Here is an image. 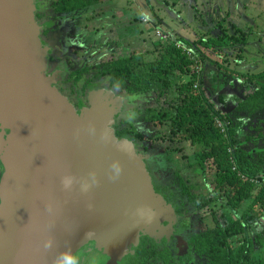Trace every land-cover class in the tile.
<instances>
[{"label":"water","instance_id":"95a60500","mask_svg":"<svg viewBox=\"0 0 264 264\" xmlns=\"http://www.w3.org/2000/svg\"><path fill=\"white\" fill-rule=\"evenodd\" d=\"M33 12L0 0V264L118 260L164 201L134 144L114 136L112 108L77 114L51 86Z\"/></svg>","mask_w":264,"mask_h":264},{"label":"trees","instance_id":"16d2710c","mask_svg":"<svg viewBox=\"0 0 264 264\" xmlns=\"http://www.w3.org/2000/svg\"><path fill=\"white\" fill-rule=\"evenodd\" d=\"M57 1L55 11L61 14L98 3V0ZM179 1L172 0L174 5ZM223 21L216 24L221 30L218 37L201 36L189 42L175 35L172 42L160 48L155 60L145 62L136 53L111 58L103 65L102 75L127 91L150 94L157 100L174 90V97L168 102L173 117L149 108L144 111V123L158 129L166 126L178 143L196 147L194 161L209 190L208 199L199 197L202 206L220 201L238 215L224 220L222 214L224 222L215 220L216 228L200 238L202 246L196 249L210 258L212 264H264V229L260 228L264 185L254 184L264 178V147L256 145L264 142V71L240 74L212 58L217 56L228 64L226 52L239 56L248 43V34L235 27L232 34L228 33L221 25ZM187 51L194 59L186 55ZM210 71L224 75L222 83L231 91L207 98L204 89L210 83L207 79ZM216 120L222 123L224 132L217 127ZM252 120H256V126L247 127ZM121 135L133 142L143 138L133 127L121 129L116 136Z\"/></svg>","mask_w":264,"mask_h":264},{"label":"rangeland","instance_id":"374dc122","mask_svg":"<svg viewBox=\"0 0 264 264\" xmlns=\"http://www.w3.org/2000/svg\"><path fill=\"white\" fill-rule=\"evenodd\" d=\"M185 2L188 9L181 8L179 4L174 5L172 0H101L99 5L84 10L87 12L77 23L78 30L86 29L88 35L87 38L83 36L81 41L76 40L88 51L82 57L76 56L75 58L73 54L65 56L67 57L65 70L95 65L110 56L112 59H117L134 53L141 54L145 62H151L159 56L161 47H165L174 40L175 32L183 34L189 42H195L201 36L218 37L221 35V30L216 27V24L224 20L221 25L227 29L228 33H233L232 27L241 29L248 34V43L244 47L245 52L239 56L234 52H226L228 64L222 62L217 56H212V58L239 73L259 74L264 71V0H186ZM144 17L148 20V24L142 23L141 19ZM155 30L163 32L169 40L158 41ZM95 37L97 38L96 47H91ZM66 41L69 42L68 39ZM214 76L215 81H213ZM207 77L210 82L204 89L207 98L216 97L218 93L228 92L231 89L222 83L225 80L224 75L210 71ZM106 88L105 86L91 93L88 92L84 101L82 100L86 104H81V107L85 110L90 109L91 104L99 102L102 104L107 99L106 96L112 99L120 98L118 94L121 95L122 88ZM134 96L133 107L125 111L124 118L145 138L144 142L134 145L140 159L142 161L153 159V163L160 166L161 170L155 172L160 181H165L174 172L182 170L184 180L193 193L206 195L208 185L203 182L200 169L190 167L194 163L197 148L188 143H178L168 133L166 126L159 129L151 128L143 122L144 110L147 108L159 109L169 118L173 117V110L169 108L168 102L174 97V90L164 98L165 103L149 94L136 93ZM228 103H233V101L228 100ZM254 126H256V120L247 122V127L253 128ZM256 145L264 147V142H256ZM160 163L162 165L165 163V166H161ZM219 204V202L215 203L214 208L220 223L224 222L220 218L221 212L226 214L227 220L238 216L228 208L217 210ZM166 209L169 212L173 210L167 206ZM207 213L206 208L199 212L201 220L192 226L194 230L205 231L213 227L210 218L204 216ZM161 218L162 214L155 212L151 220L143 223L139 233L155 231ZM260 222L264 226V217ZM134 242L132 238L126 244L123 253Z\"/></svg>","mask_w":264,"mask_h":264},{"label":"flooded vegetation","instance_id":"af4514ba","mask_svg":"<svg viewBox=\"0 0 264 264\" xmlns=\"http://www.w3.org/2000/svg\"><path fill=\"white\" fill-rule=\"evenodd\" d=\"M100 1L98 0L95 6L99 5ZM57 5V0H31V6L34 8V21L39 28L38 38L41 46L46 49L45 76L52 80L51 86L66 98L77 114L84 110L81 104H86L82 100L88 92L91 93L95 89L99 90L105 88V86L107 88H122V91L118 90L121 93V95L118 94L120 96L119 99H112V97L108 98L109 96H106L107 99L103 102L113 109L112 129L114 136L117 139L125 138L134 145L144 142L145 138L143 136L141 141L139 140L137 142H133L125 135L116 136L121 129L133 127L125 120L124 114L129 107H133L132 99L133 97L135 99V93L127 91L124 87H119L108 76L102 75L103 65L112 56L95 65L84 66L69 71L65 70L67 64V57L65 56L73 54L75 58L76 56L82 57L88 51L77 41H81L83 36L87 38L88 35L86 29L82 31H79L80 29L78 30L77 23L87 12L84 10L89 8L61 14L55 11ZM70 20L73 21L70 22ZM93 41L91 47H96L95 42L97 38L95 37ZM160 101L163 102L164 100L161 99ZM136 132L140 134L137 130ZM8 134V130H0V136L3 141L6 140ZM1 157L2 154L0 153V179L4 171ZM166 159L168 160V156H166ZM143 163L145 165V171L150 177L153 192L161 197L165 204L163 208V210L165 209L164 215L155 231L149 234L140 232L138 240L134 244H130L118 260L114 255L109 256L110 254L93 251L86 258L83 257V264H212L210 258L196 249L202 246V240L200 238L205 234L212 233L216 228L215 220H219L214 208L215 202L202 206V202L200 201V196L209 198V190H207L206 195L193 193L191 187L184 180L182 170L174 172L167 180L160 181L155 175L156 171L161 170L160 166L153 163V159H145ZM160 165L164 167L165 163L163 165L160 163ZM191 166L192 168H199L195 164V161ZM219 203L217 210H227L220 201ZM166 206L172 208V212H169ZM203 208H206L208 212L204 216L210 218L213 227L205 231H196L192 226L195 222H200L201 216L199 212ZM222 214L225 216L224 220H227L226 214L222 212L220 218ZM174 215L177 216V219H175L176 216ZM257 252L258 250L255 253L257 254Z\"/></svg>","mask_w":264,"mask_h":264},{"label":"built area","instance_id":"2783aa9c","mask_svg":"<svg viewBox=\"0 0 264 264\" xmlns=\"http://www.w3.org/2000/svg\"><path fill=\"white\" fill-rule=\"evenodd\" d=\"M143 23L147 24V20L146 19H142L141 20ZM155 36L157 38V40L162 41V42H166L169 40V37H167L163 32L159 31V30H155ZM172 42V41H171ZM186 55L190 58V59H194L193 56L190 54L189 51L186 52ZM198 69V68H197ZM216 125L218 128L221 129L222 132H224L223 129V125L220 121L216 120ZM254 184L258 185V184H263L264 185V178L261 181H254Z\"/></svg>","mask_w":264,"mask_h":264},{"label":"crops","instance_id":"0c3cea01","mask_svg":"<svg viewBox=\"0 0 264 264\" xmlns=\"http://www.w3.org/2000/svg\"><path fill=\"white\" fill-rule=\"evenodd\" d=\"M186 0H180L179 2L180 3H177V4H179L180 5V7L181 8H183V9H188L187 8V4H186V2H185ZM182 5H183V7H182ZM142 19H146L145 17L144 18H142ZM141 19V20H142ZM147 20V19H146ZM143 23V22H142ZM149 22H148V20H147V24H148ZM151 26L153 27V25H152V23H151ZM189 29V28H188ZM188 31V30H187ZM184 32V31H183ZM178 32H175V34L177 35V36H179V37H181V38H184L185 39V36H183V34L182 35H180V34H177ZM245 52V48L243 49V53ZM242 53V54H243ZM240 74H243V73H240ZM244 74H248V73H244ZM206 95V94H205ZM261 224V223H260ZM262 226H260V228L261 229H264V226H263V224H261ZM263 254H264V249H263Z\"/></svg>","mask_w":264,"mask_h":264},{"label":"clouds","instance_id":"9594fccd","mask_svg":"<svg viewBox=\"0 0 264 264\" xmlns=\"http://www.w3.org/2000/svg\"><path fill=\"white\" fill-rule=\"evenodd\" d=\"M66 264H74L72 260H66Z\"/></svg>","mask_w":264,"mask_h":264},{"label":"bare ground","instance_id":"6f19581e","mask_svg":"<svg viewBox=\"0 0 264 264\" xmlns=\"http://www.w3.org/2000/svg\"><path fill=\"white\" fill-rule=\"evenodd\" d=\"M150 220H151V219H150ZM145 226H147V224H146ZM145 226H144V228H145Z\"/></svg>","mask_w":264,"mask_h":264}]
</instances>
